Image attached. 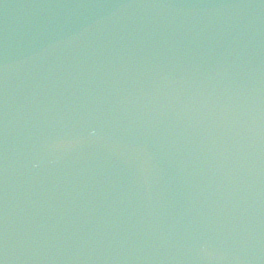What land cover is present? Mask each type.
<instances>
[{
	"label": "water",
	"instance_id": "water-1",
	"mask_svg": "<svg viewBox=\"0 0 264 264\" xmlns=\"http://www.w3.org/2000/svg\"><path fill=\"white\" fill-rule=\"evenodd\" d=\"M154 1L156 3L152 0H0V135L12 121L20 116L27 117L20 111L24 103L31 104L32 110L43 107L47 119L49 112L61 103L56 97L57 92L54 93L56 86L61 90L60 97L72 95L60 84L65 81L62 79L66 74L76 68L91 77L79 80L82 86L75 91L85 98H78L81 102L90 101L92 104V107H82L83 111L77 114V117L90 116L86 131L93 122L106 121L107 125L108 122L113 124L115 131L119 128L126 132L128 120L111 113L120 108L126 109L130 119L138 120V124L143 120L159 122L180 143L177 151L174 146L166 144L169 138L156 136L152 127L149 128L146 141L157 144V150L166 154L167 168L177 167L176 171H179L180 167L209 179L211 171L205 167V160L218 163L221 157L228 158L235 153V148L241 144L256 150L262 147L264 151V141L255 139L257 131H261L257 124L264 128V122L251 117H264V93L260 90L253 93L240 86L251 73L256 80V89L264 88L256 72V67H264V0H230L225 7L215 1L194 0L191 8L182 6L187 0H180L168 16L159 15L157 8L167 5L170 0ZM164 45L169 48L170 56L155 64L156 69L165 74L160 78L150 63L146 66L144 63L154 55L157 59H164L165 55L159 54ZM223 45L226 50L221 54V60L226 62L227 69L224 75L233 83L225 81L224 75L210 72L219 63L220 52L213 50L209 53L207 49ZM177 48L181 49L180 61L175 57ZM198 59L205 61L204 64L195 65L194 61ZM166 62L172 63L174 69L168 68ZM134 63L144 64L147 75L160 78V92L148 97L146 107L142 103L137 115L133 110L140 105L135 99L127 98L128 91L149 83H141L145 77L136 71L139 70L136 66L137 74L134 70L131 72L136 74L139 83L130 88L126 86L127 79L132 76L125 68ZM172 72L185 77L190 87L196 85L203 95H208L206 104L214 112L211 119L217 124L214 131L223 128L229 131L221 144L203 140L204 131L209 132L202 122L206 115L203 113V98L193 94L192 88L181 90L173 85ZM112 75L118 76L122 85L118 86ZM23 76L25 80L20 82ZM36 80L42 86V95L30 96L27 88ZM178 83L176 80L175 84ZM122 88L125 91L119 93ZM174 89L178 95H175L176 99L171 98L170 103V93ZM140 91L138 89L136 93L144 101ZM98 99H102L104 105H99ZM172 104H175L173 109H169L168 105ZM179 110H191L192 113H186L193 117L186 118ZM173 113L177 116L169 121ZM222 115H226V119H222ZM39 120L40 124H35L28 117L21 119L19 125L21 128L40 125L39 128L32 126L39 137L44 133L45 123L41 117ZM207 125L210 129L213 127V124ZM93 132L96 136L82 138L75 145L76 152L51 148L50 152L44 149L39 153L29 146L30 141L20 139L13 149L15 154L11 155L14 158L13 174L0 170V264H67L71 258L85 253L100 264H125L135 252L112 235L107 230L109 226L85 216L83 210L77 211L82 209L80 207L71 208L66 202L68 194L60 197L54 191H45L44 187L26 180V175L47 182L52 178L80 191H92L102 196L104 204L114 213L122 210L137 212L160 222L172 217L167 204L140 191L139 177L144 175L137 174L139 177L132 184L121 173L130 170L129 167L109 164L101 152L94 151L99 149L103 137L99 131ZM116 135L113 132L114 139ZM4 136L10 140L18 134ZM130 136H136L135 132ZM247 136L248 141L245 140ZM41 141L39 147L43 146ZM0 146L5 149V145ZM20 150L26 156L24 160L17 155ZM132 160L136 158L132 156ZM43 167L48 170L43 171ZM219 167L225 170L220 176L224 187L231 181L237 192L235 198L240 199L237 204L242 203L240 211L247 217L254 214L264 218V175L256 171V164L251 162L246 167L249 176L230 161L220 162ZM120 217V220H111L107 215L102 218L114 226H123L124 223L136 226L133 219L124 221V215ZM93 222L96 224L92 225ZM155 231H159L158 228L155 227ZM114 237L118 245L113 244ZM134 258L141 261L136 256ZM179 260V264H197V257L190 254L180 256ZM146 263L153 264L152 261Z\"/></svg>",
	"mask_w": 264,
	"mask_h": 264
}]
</instances>
